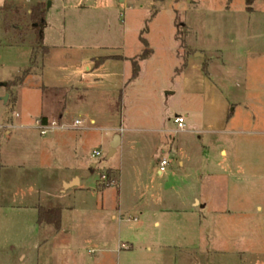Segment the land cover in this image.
Here are the masks:
<instances>
[{"label":"rangeland","instance_id":"obj_1","mask_svg":"<svg viewBox=\"0 0 264 264\" xmlns=\"http://www.w3.org/2000/svg\"><path fill=\"white\" fill-rule=\"evenodd\" d=\"M40 1L0 0V6L12 4L28 15ZM42 1L40 45L27 18L21 35L13 30L5 33L0 24V264H64L67 259L63 245L56 256L58 243L51 227L36 229L37 235L32 237L25 235V217L13 211L22 201L20 181L37 184L76 168L89 178L87 163H77L84 158L97 164L93 181L105 169L117 170L115 185L107 196L120 195L123 207L129 206L126 202L133 194L146 196L154 191L170 197L188 196L197 192L196 167L204 165L205 157L221 159L218 151L210 148L212 142L218 144V137L214 140L202 131L213 116L224 113L230 118L229 129L244 126L250 131L240 155L244 186L238 185L237 171L232 170L229 186L220 188L230 190L231 196L245 197V216L234 218L235 228L226 230V224L215 225L211 214L203 211L202 245L187 264H264V135L254 133L264 131V105L243 106L241 100L248 89L252 100H264V0H254L249 7L245 0ZM146 51L149 56L138 62V76L130 80L131 59ZM85 66L103 75L107 92L90 91L86 102L75 97L88 94L66 97L65 89L43 93L44 87L69 85L67 75L83 73ZM25 72L30 75L20 85L1 86ZM222 95L229 99L225 107L220 103ZM6 96L10 100L4 105L1 99ZM85 111L95 113L101 127L126 124L130 128L126 134L131 139L124 153L106 157L111 132L86 133L91 138L74 155L67 139L59 145L63 150L54 144L52 138L58 131L43 137L34 129L3 127L24 124L16 114L31 126L40 113L49 115L50 125V117L63 114L71 123ZM176 117L184 119V129L174 124ZM6 130L12 134L6 135ZM65 146L72 147L71 151ZM95 148L100 156L86 158ZM202 151H206L203 158ZM163 158L168 161L165 173L156 176L151 168ZM180 160L183 168L178 166ZM20 164L30 171L22 174L15 168ZM40 199L46 203L43 195ZM66 200L72 203L71 198ZM35 236L44 241L39 249L31 246ZM79 250L86 259V248ZM23 254L26 258L19 260ZM152 264L168 262L158 259Z\"/></svg>","mask_w":264,"mask_h":264},{"label":"crops","instance_id":"obj_2","mask_svg":"<svg viewBox=\"0 0 264 264\" xmlns=\"http://www.w3.org/2000/svg\"><path fill=\"white\" fill-rule=\"evenodd\" d=\"M195 53L197 52L192 55ZM262 54L264 53L262 52ZM67 77L69 85L52 88L65 89L67 91L66 97L73 93L88 94V96H76L75 98L80 102L83 98V102L89 101L90 91H108L103 82V75L89 66H85L83 73H71ZM249 91L248 89L245 93L244 90L241 99L243 106L264 105V100L260 98H258V102L255 99L252 100V94ZM96 98L98 99V97ZM9 100L10 97L8 96L4 105ZM228 102V97L222 95L220 98L221 106H227ZM13 104H16V99ZM41 115L42 113L36 117L34 125L29 126L25 125L26 118L16 114L15 118L24 120V124L21 122L18 125L8 124L3 127L12 130H37L36 123ZM50 118L52 119L51 122L57 125L55 131H58L52 138L54 144L58 143L57 148L63 150L64 147L59 145L64 144V140L67 139L74 147V150H72L74 155L77 154V149L82 146L84 141L86 142V139L90 137L86 134L88 132L105 131L112 133L105 149L107 158L114 157L118 151L124 153L131 139L126 134L131 131L130 128L125 127L126 124L120 128L101 127L98 123L100 118L90 111H85L82 117H76L71 123L64 119L63 114ZM229 119L226 113L222 116H213L205 126L207 131H202L209 134L214 140L218 137V144L216 146L212 145L216 143L214 141V143H211L210 148L215 149L216 152L218 151V157L221 159L214 160L212 157L208 159L205 157L204 165L199 164L196 167L195 187H197V192L194 194L173 197L166 193L157 194L154 191L146 196L133 194L129 202L125 201L129 206L123 207L120 195L115 197L108 194L107 196L110 186L100 189L96 185L97 179L95 181L91 179L97 167L96 162H87L86 159L79 158L77 163L83 165L85 162L87 163L89 178L82 176L81 171L76 168L59 174L56 178L47 177L45 181L42 179L37 184L33 180H30L31 182L27 181L28 179L24 180V184L20 181V198L22 201L17 209L14 208L13 211L18 210L19 213L18 211L16 213L21 215L20 217H25L24 233L27 236L37 235L36 229L41 230L45 226L52 228L53 238L58 243L56 256H58V251L61 250L59 245H63L62 248L68 252L64 264H152L153 261L158 259H166L168 264H187V259L193 256V251L196 250L198 245H202L204 230L201 218L203 211L211 214V218L216 220L215 225L224 224L225 226L226 224V227H224L226 230L235 228L234 218L245 216V197L243 195L231 196L230 190L226 192L220 189L229 186L227 182L228 177L233 176L232 170L237 171L238 185L240 187L244 186V168L243 162L240 161V155L244 151L245 136L249 135L250 131H246L244 126L238 127L236 130L229 129ZM75 121H79L80 125L74 126ZM120 129L122 132L119 131ZM254 133L264 135V131H255ZM5 134L11 135L12 132L6 130ZM116 136L119 137L117 147L114 154L108 156L110 145ZM231 136L237 138L233 139ZM67 147L65 146V150L69 149L71 151L70 148L72 147ZM94 151H98V149H93L86 158L90 157V159L95 160L97 157L93 156ZM208 151L210 150L208 149ZM204 156H206V151H202V158ZM161 160H157L158 165L151 168V172L160 177L165 173V171L161 175L158 173ZM53 165H57L56 160H54ZM184 165L183 161L178 162L180 168H183ZM15 168L24 175L30 171L24 164L16 165ZM110 169L117 173L116 169ZM117 183V188H119L120 179ZM221 192L222 196L220 198L218 194ZM41 195L46 199L45 204L40 202ZM31 197L34 198V201H28ZM68 198L72 199V203L67 202L66 199ZM75 200H78V203H75ZM38 206L61 210L58 231H55L50 225L37 222ZM10 212H12V209ZM221 219H223L222 223ZM132 223L136 225L131 226ZM34 240L31 246H35L37 249L41 248L44 242L42 238L35 236ZM215 242L217 243V239ZM82 246L84 249L86 248V259L79 250ZM25 258V254L19 256V260Z\"/></svg>","mask_w":264,"mask_h":264},{"label":"trees","instance_id":"obj_3","mask_svg":"<svg viewBox=\"0 0 264 264\" xmlns=\"http://www.w3.org/2000/svg\"><path fill=\"white\" fill-rule=\"evenodd\" d=\"M254 0H245L247 7H249ZM44 7L45 4L41 0L34 6H32L29 9V14L26 15V12L20 13V9L12 4L4 3L0 6V24H1V30H3L5 33H7L9 30H13L17 32L19 35L22 34V28L24 29V19L27 18V21L30 23V29L31 32L34 34V37L36 39V42L39 43V45L42 42V35H41V28L44 25ZM249 9V8H248ZM12 13V14H11ZM25 17V18H24ZM47 49L43 48V53H46ZM149 56V51H146L144 54L139 56L138 59H131L132 64V71H131V77L130 80L135 79L139 74V61H142L146 59ZM34 58V55L32 59ZM41 74V73H40ZM30 74L28 72H25L21 77L14 79V81L9 82L6 84V87L9 88L11 86L20 85L24 79L29 76ZM61 90V89H60ZM59 91L58 88H43V93L47 94L49 92ZM12 101H15V98H12ZM64 107V104H63ZM62 107V109H64ZM61 109V110H62ZM49 115H46L45 113H42L41 117L39 118V122L41 125H49L48 117ZM102 177L105 178V180H102ZM116 173L113 169H105L102 173L99 175V179H97L96 185L100 189H104L106 187H109V183L116 182L115 178ZM60 217H61V210L60 209H47L41 206L37 207V222L39 224H46L50 225L54 228L55 231H58L60 228Z\"/></svg>","mask_w":264,"mask_h":264},{"label":"built area","instance_id":"obj_4","mask_svg":"<svg viewBox=\"0 0 264 264\" xmlns=\"http://www.w3.org/2000/svg\"><path fill=\"white\" fill-rule=\"evenodd\" d=\"M174 124H176V126H177L178 129H183V128H184V119H183L182 117H176V119L174 120ZM78 125H80V122H79V121H75L74 126H78ZM36 126H37V130L39 131V134H40L41 136H44V135H46L48 132L57 129V125H56L55 123H52V124H50V125H41L40 122L37 121ZM119 131L122 132L121 129H120ZM93 156H94V157H99L100 154H99V152L94 151V152H93ZM167 165H168V161H167L166 159H162V160L159 162L158 173H159L160 175L164 173V171H165V167H166ZM102 180L104 181L105 178L102 177ZM114 185H115L114 182L109 183V186H114Z\"/></svg>","mask_w":264,"mask_h":264},{"label":"water","instance_id":"obj_5","mask_svg":"<svg viewBox=\"0 0 264 264\" xmlns=\"http://www.w3.org/2000/svg\"><path fill=\"white\" fill-rule=\"evenodd\" d=\"M1 86L6 87V84H2ZM166 95H170V94H166ZM7 99H8V96H6L5 98H3L1 100L5 103L7 101ZM118 140H119V137L116 136L114 141L110 145V149L108 151V156H112L114 154L115 149H116L117 144H118Z\"/></svg>","mask_w":264,"mask_h":264}]
</instances>
